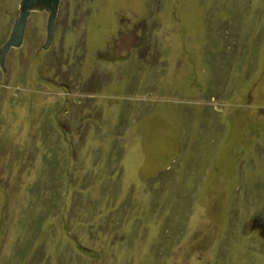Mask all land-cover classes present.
Segmentation results:
<instances>
[{"label":"rangeland","instance_id":"rangeland-1","mask_svg":"<svg viewBox=\"0 0 264 264\" xmlns=\"http://www.w3.org/2000/svg\"><path fill=\"white\" fill-rule=\"evenodd\" d=\"M46 16L0 68V264H264V0Z\"/></svg>","mask_w":264,"mask_h":264},{"label":"water","instance_id":"water-1","mask_svg":"<svg viewBox=\"0 0 264 264\" xmlns=\"http://www.w3.org/2000/svg\"><path fill=\"white\" fill-rule=\"evenodd\" d=\"M59 0H20L17 17L14 19L8 38L0 47V68L4 75V56L11 47H18L23 39L26 21L32 12L47 11L42 48L50 43Z\"/></svg>","mask_w":264,"mask_h":264}]
</instances>
